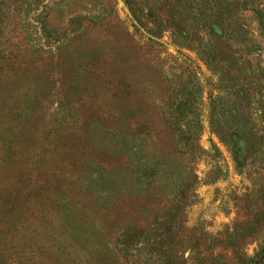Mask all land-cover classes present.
I'll list each match as a JSON object with an SVG mask.
<instances>
[{"label":"rangeland","instance_id":"obj_1","mask_svg":"<svg viewBox=\"0 0 264 264\" xmlns=\"http://www.w3.org/2000/svg\"><path fill=\"white\" fill-rule=\"evenodd\" d=\"M0 264H264V0H0Z\"/></svg>","mask_w":264,"mask_h":264},{"label":"water","instance_id":"obj_2","mask_svg":"<svg viewBox=\"0 0 264 264\" xmlns=\"http://www.w3.org/2000/svg\"><path fill=\"white\" fill-rule=\"evenodd\" d=\"M132 16V15H131ZM133 17V16H132ZM135 23L137 24V26L149 37H151L152 39H155L156 41H159L161 43H164L162 40H160L159 38L157 37H154L152 36L151 34H149L136 20H135Z\"/></svg>","mask_w":264,"mask_h":264}]
</instances>
